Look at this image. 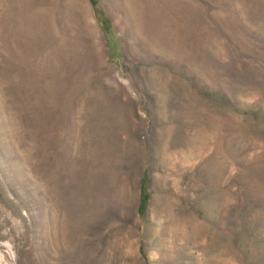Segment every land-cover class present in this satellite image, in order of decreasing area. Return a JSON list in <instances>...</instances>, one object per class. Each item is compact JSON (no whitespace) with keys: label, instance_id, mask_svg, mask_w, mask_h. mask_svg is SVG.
<instances>
[{"label":"rangeland","instance_id":"1","mask_svg":"<svg viewBox=\"0 0 264 264\" xmlns=\"http://www.w3.org/2000/svg\"><path fill=\"white\" fill-rule=\"evenodd\" d=\"M0 264H264V0H0Z\"/></svg>","mask_w":264,"mask_h":264}]
</instances>
